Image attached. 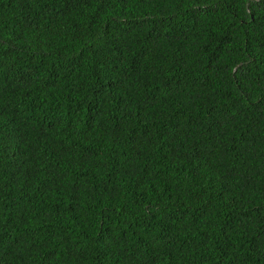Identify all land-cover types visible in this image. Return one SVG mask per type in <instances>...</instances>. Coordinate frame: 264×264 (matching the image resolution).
Returning <instances> with one entry per match:
<instances>
[{
    "label": "trees",
    "instance_id": "16d2710c",
    "mask_svg": "<svg viewBox=\"0 0 264 264\" xmlns=\"http://www.w3.org/2000/svg\"><path fill=\"white\" fill-rule=\"evenodd\" d=\"M0 264H264V0H0Z\"/></svg>",
    "mask_w": 264,
    "mask_h": 264
}]
</instances>
